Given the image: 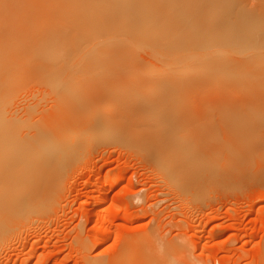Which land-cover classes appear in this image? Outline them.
Returning <instances> with one entry per match:
<instances>
[{"label": "rangeland", "instance_id": "rangeland-1", "mask_svg": "<svg viewBox=\"0 0 264 264\" xmlns=\"http://www.w3.org/2000/svg\"><path fill=\"white\" fill-rule=\"evenodd\" d=\"M81 8L82 6H79L77 12L75 11L76 21L83 25L93 22L92 16H87L90 20L86 17L82 18L84 9L81 14ZM209 14L205 13L202 18L193 21L192 25L190 23L193 16L178 17L177 21L170 22L169 18L156 16L145 19L136 15L130 22L133 23V28L135 26L134 30L130 28L131 30L124 29L120 32H117L118 27L126 23H122L117 18L102 19L99 22L104 25L97 23L100 26L106 25L103 29L102 26L101 29L99 27L94 29L90 25H85L84 29L77 32L75 30L70 36L67 34L69 37H66L67 35L63 37L64 34L58 35L60 45L69 41V38L76 45L70 47L71 50L73 48L72 51L75 49L74 52L69 50L70 48L61 47L70 56L69 61L75 53L78 52L80 56L81 50H88L91 46L98 49L107 43L106 48L109 47L112 51L111 46H113V52L115 48L119 53V50L129 51L126 47L130 48L134 45L131 48H134V52H138L134 53L132 50L130 52L138 56L135 58L136 61L139 60L137 65L140 67L136 68L144 74L149 72L146 70L147 67L146 69L144 67L146 66L144 60L151 49H149L151 47L149 41L153 38H165L173 31L174 33L199 32L200 38L196 41L198 46L196 49L195 45L187 47V54L193 55L194 46V51L199 53L197 55L200 59L197 61L201 66L197 61L195 63L193 61V64L191 61L195 69L191 68L189 61L190 67L187 66V69L182 71L184 74L192 71L183 76L191 80V77L199 72L196 73L199 80L194 82L193 79L180 84L173 81L174 83L169 84V91L165 92L163 91L165 83H159L155 78L150 77L144 80V76H128L132 71L129 68H104L99 64H90L91 66L81 68L80 65L74 67L64 64L67 68H64L62 71L64 73L60 74V76L63 74L60 80L64 79L62 86L66 90L86 89L82 90L83 95L79 90L80 96L77 93H75L76 97L72 96L73 103H68L69 109L72 110V106L75 105L76 108V105L84 103L85 109L80 106L79 109L82 111L77 112L82 115L83 120L89 119L94 114L100 116V112H112V114L114 112L117 120L113 123L105 120L99 123L97 130L94 131L89 127H82L84 129L81 136H79L81 133L79 128L76 130L78 129L80 133L75 128L73 131L75 130L76 133L70 130L71 134L68 136L72 137V133L74 134L71 138L73 142L79 137L80 140L77 139L79 147L75 145L76 142L74 148L71 144L73 151L71 148L64 149L66 147L64 144L65 147L61 146L62 151L65 152L62 158L65 165L59 164L55 167L49 181H45L42 185L44 189L42 201L23 212L22 216L20 215L21 217L19 216V219L11 224L3 239H0V264H119L121 252H124L128 259H134L130 261L137 263L135 258H139V252L149 247L155 258L162 261L172 259L170 262H176L174 264H178L175 255L177 252L188 264H264V30L262 29L264 16L255 17L249 21L250 23L248 22V25H254L257 29L255 33L248 35L244 32L238 33V37L234 36L227 47L224 46L227 44L225 39L227 37L223 35L225 32L219 34V36L223 35L221 38L217 35L216 38L219 37L216 40L217 47L215 38L212 39L213 43L210 38L209 25L218 24L220 19L222 21L223 19L214 14L220 19L215 17L214 20H209ZM222 21L218 25L222 26ZM142 26L144 28H139ZM89 30L96 32L99 30L98 34L107 30L108 33L105 31L104 37L102 33H100L102 37H97L98 34L95 35L94 31ZM71 35L75 37L78 35L77 38L81 39L74 36L73 38ZM119 38L122 40V45L125 39L128 40V43H125L127 46L123 45L124 49L119 46L121 45ZM74 39L77 41L84 39L80 42L82 45L86 43L82 46ZM135 39L140 41L136 42ZM86 40H92L88 41L90 45ZM103 40H109L111 46H107L109 44L106 41L101 44ZM190 40L194 41V39ZM224 40L226 42H223ZM96 42L100 44H95ZM129 42L132 44L130 45ZM213 46L219 51L214 49L215 47L212 48ZM246 46H250L249 50ZM117 47L120 49L118 50ZM120 53L118 56L121 55ZM122 54L128 60L131 53L126 52L128 56ZM118 56L116 55V58H119ZM125 59L122 61H126ZM236 59L238 61L242 59L243 62H238ZM233 62L236 67L230 64ZM196 63L199 66H195ZM237 64H243L245 67L243 71L252 67L253 74L250 75L251 70L240 73L242 70L239 68L241 69L242 66L239 67ZM229 65L233 66V69L239 67L237 72L234 71V75ZM228 66L229 70H227ZM153 69L159 76L169 72L160 64ZM55 70L59 69H42L47 76ZM83 72H87L88 75H84ZM111 72L128 73L122 78L114 74L112 76L114 78L109 76L110 80L97 76L99 73ZM224 73L232 76L226 77ZM27 74L25 80H22V83L25 82L24 87L19 84L22 87L20 90L18 86L20 94L16 92L12 107L15 106V109L21 112L32 103L37 104L36 108L39 111L43 108L48 109L53 104L51 101L53 94L49 93L50 87L45 80V84L43 83L46 76L41 79ZM28 76H31L33 82ZM248 76L251 77V81L245 79L249 78ZM91 86L102 93L105 90H115L117 96L114 94L116 97L110 96L113 99L88 102L90 96L87 94L91 95L93 92ZM19 95L22 99L18 97ZM14 99L17 101L15 104ZM37 99L41 101L37 102ZM103 101L105 102L102 103ZM88 103L93 110L98 107L94 114L89 106L86 108ZM46 104L48 107H45ZM87 112L89 113L86 114ZM71 114L74 116L75 110ZM117 114L122 115L118 117ZM68 136L63 139L65 144L69 141ZM87 138L91 139L90 142ZM184 144L192 149L186 153V160L183 158ZM176 155L179 160L181 159L177 161L180 164L179 169L183 167V160L193 161L202 167L191 170L183 176L177 172L173 174L163 172L161 164L166 161H176ZM197 164L195 166L199 167ZM210 167L222 171L221 176L220 173L213 174L214 169ZM225 172L229 174L223 175ZM233 172L235 175L232 174ZM118 178L122 180L117 183ZM134 247H137L136 252ZM168 248H172L173 253L167 252Z\"/></svg>", "mask_w": 264, "mask_h": 264}, {"label": "bare ground", "instance_id": "bare-ground-1", "mask_svg": "<svg viewBox=\"0 0 264 264\" xmlns=\"http://www.w3.org/2000/svg\"><path fill=\"white\" fill-rule=\"evenodd\" d=\"M86 4H89L90 6L89 5L88 6L92 7V8L89 9V7ZM84 5H85V7H84ZM79 6H82L80 13L82 14V12L84 11L82 15L80 14L81 16H83L82 17L83 19L85 17L88 18V17L92 16V19L96 22L93 21L90 24L88 23V24H84V25L77 22L76 21L77 15L75 14V11H76L77 7L79 8ZM85 9H87V10H85ZM86 11H88V12H86ZM87 13L88 14L90 13L89 14L90 16ZM205 13H210L208 15L209 20H212V19L214 20L215 17H217V16H220V18L223 19V21H222L220 18L217 17L218 20L220 19V21L223 22L221 24L222 26L218 25L220 23V21H219L218 24L212 23L209 25L210 27L209 26H207V27L211 28V33H210L211 34L210 35L211 40L213 38H215L214 41H216L219 37L221 38L223 35H225L227 37V38H225L227 40V42H226V40H224L223 42L227 43V44H224V46L227 47L228 42H230L232 40V38H234V36H235V38L238 37L237 36L238 33L244 32V34H246V35L251 34V33H255L254 31L257 29H255L254 25H248V22L252 19H255V17L256 18L257 17L263 18V16H264V0H0V239H3L5 233L8 232V230L11 228V224L14 223L17 219H19V216L23 212L25 213V211L28 208H30L34 204H39L42 201V197H43V193H44L43 192L44 189L42 188V185L45 183V181H47V182L49 181V179L52 175V171L55 167H58L59 164L65 165V162L62 159L64 151H62L61 146L66 145V147L64 146L65 147L64 149H67V148L69 149L72 146L71 144H73L72 147L74 148V143L76 142L75 145H78V147H79L78 141L80 139H79V137H77L78 135H76V137H77V138H75L76 141L73 142L71 140V138L73 137L74 134L72 133V137L68 136V134H71L70 130L72 132L73 128H75V130H76V128H79V131L82 133L83 132L82 130L85 127H89L92 129V131H94V130H97L99 123H101L105 120L108 123H113V122H115V120H117L116 119L117 116L114 114V112H113V114H112V112L111 113L110 112H100L99 113L100 116H97L98 114L96 115L94 113L96 112L98 107L95 106L96 110L94 108V110H95L94 111L93 108L92 109L90 108L89 103H88L89 105H86V108H87V106H89L88 108H90V111H93L94 115L91 116L89 119L87 118V120H83L82 115L77 113V112L80 113V111H82L79 109L80 106H82L85 109L84 103H81L80 105H76V108H75V105L72 106V108H73L72 110L69 109L70 106L68 107V103H70V104L73 103L72 96H74L75 93L78 94L80 88L66 90L62 86V82L64 81V79L60 80L61 76H63V74L61 76H60V74L62 71H64V68H67L66 65L64 67V64H70L71 66L73 65L74 67H75V65H77V66L80 65L81 68L82 67L86 68L90 64H94V65L99 64L104 68H107V67H113L114 69L115 68H118V69H128L129 68V69H132V71L128 74V76H132V77H133V75L134 76H142V77L144 76L145 77L144 80L145 79L147 80L148 79L147 77H150L153 79L155 78L156 81H158L159 83H162V84L165 83V89H163V91H165V92H166V90L170 89L169 84H172L173 81L176 84L177 83L180 84V82H182V83L186 82L187 83L189 81H192L193 79H194L193 80L194 82L197 79L199 80V78H198L199 76L197 75L199 72H196L197 74L195 73V75H196V76L194 75L195 77L194 76L191 77L192 80L189 78L183 77V76H186L188 72H192V71H187V73L185 72V74L182 73V71L187 69V66H188V68L190 66H192L193 61L195 63V61H197V59L198 60L200 59L199 55H197L199 53H196L194 51V46L192 49L194 52L193 55L191 53H189V55L187 54V52H188L187 47L195 45V49H196V46H198L196 44V41H197V39L200 38L199 32H184V31H182L184 33H180L181 32L180 31L179 33L178 32L174 33V31H173V33H171L170 35H166L165 38H160V39L159 38H153L152 41H149V42H151V47H149V49L150 48L151 49L148 51L147 58L144 60V62H146V66L143 65L145 67V69L147 67L146 70H149V72H144V74L140 73V71L137 70V68L139 66V65H137V62L139 60L136 61L135 57L137 55L135 56L134 53L135 52L137 53L138 51L134 52V48L133 49L131 48L134 45H132L130 47L132 42H129V44L131 43L129 45V47L131 49L128 48L127 45H126L127 46L126 47L125 43L128 41V40L126 41V39L124 40L125 43L124 42H122V43H124L123 45L129 51L119 50L120 48L118 49L119 46L123 47V45L121 44V41H122L121 38H119L120 40L118 39L119 43L121 45L118 44L119 46L117 47V49L120 52L122 51L121 53L119 52L121 54L119 56H118L119 53L116 51L115 48H114V50L116 52L115 51L113 52V46H111L110 42H108L109 40H105L109 44L107 46L112 47L111 48L112 51L110 50L109 47L106 48L107 43L104 45V47L101 46V48L98 47V49L97 48L94 49L91 46L90 48H88V50L87 49H83V50L80 49L82 52L78 50L82 54L79 56V54H77L78 52L75 53V56L71 57V59H70L71 62H70L68 60L70 56L66 53L67 51L65 50L66 52H64L63 49H67V48H70L71 46H76V45H74V41L71 40V38H69L70 40L68 39L69 41L65 42V44L60 45L61 43H60V39H59L58 35L64 34L63 35V37H64L68 34L70 36L71 33H75L78 30L84 29L86 27L85 25H87V26L90 25V27H92L94 29H95V27H97V29H99L102 26L101 28L103 29L106 25L103 26L104 24L99 22L100 20H102V19L103 20H105V19H107V20L112 19L113 20L116 18L120 19L122 21V23H126V24H123L124 26L123 25L119 26L120 28L118 27L119 31H117V32H120V30L123 31L124 29H125V31L131 30L130 28H133L132 27L133 23H130V22L133 21L131 19L136 15L142 16L145 19H148L150 17H156V16H158L159 18H164V19L169 18L170 22H172V20L177 21L176 18H178V17H188V16L191 17V16H193L192 17L193 19H191L192 22L191 23L187 22V23H190L192 25V24H194L193 21L196 22ZM214 14L217 16H215ZM179 19H181V18H179ZM97 22H99L100 24H103V25L100 26V24L98 25ZM166 22H168V21H166ZM212 22H214V21H212ZM104 23H106V22H104ZM197 23H196V25H197ZM190 24H188V25L190 26ZM166 25H167V23H166ZM246 25H248V26H246ZM182 27H183V25H182ZM134 28H135V26H134ZM134 28H133V30H134ZM137 28H138V26H137ZM139 28H144V26L139 27ZM169 28H171V26ZM193 28H195V26ZM262 29L264 30V26H262ZM85 30L87 31V29H85ZM89 31H94V34L96 35V34H98L99 30L97 32L95 30H89ZM89 31H88V33H90ZM105 31L107 32V30H105ZM105 31H104V33L100 32L103 34V37H104V34L106 33ZM224 32H225V34L219 36V34H222ZM226 32H227V34H226ZM83 33L85 34L86 32L84 31ZM100 33L98 34L99 36H97V37H102V36H100L101 35ZM78 34H79V32H78ZM80 34H81V31H80ZM94 34H91V35L94 36ZM68 35L66 37H69ZM111 35H114V34H111ZM208 35L209 34H207V36ZM217 35L219 36L218 38H216ZM73 36L71 35V37H73ZM76 36L78 37V35H76ZM77 37H75V38H77ZM79 38H77V39H79ZM85 38H86V36H85ZM62 39H65V38H62ZM127 39L130 40V38H127ZM190 39H194V41L190 40ZM74 40H76V39H74ZM135 40L134 41L132 40V41L134 43H136L138 39L136 40V42H135ZM78 41L80 42L81 40H78ZM78 41L76 42L77 44H78ZM83 41H84V39H83ZM83 41H81V42H83ZM90 41H92V40H90ZM105 41L104 40L101 41V44H102V42H105ZM139 41L140 40H138V42ZM198 41L200 44L201 43L200 40H198ZM208 41L210 42V40H208ZM81 42H80V44H81ZM191 42L193 44H191ZM85 43L86 42H84V44ZM114 43H115V46H117L116 42H114ZM187 43L191 44V45L188 46ZM212 43H213V40H212ZM95 44H98V43L96 42ZM99 44H100V42H99ZM139 44H142V43H139ZM89 45H90V43H89ZM217 45L218 44L216 41L215 46H217ZM215 46H213L212 48H214ZM61 47L62 48L65 47V48L62 49ZM146 47H148V46H146ZM199 47H201V46H199ZM209 47H211V46H209ZM247 48L249 50L250 46L249 47L246 46V49ZM123 49H124V47H123ZM188 49H190V48H188ZM214 49L218 50V48H216V47ZM219 49H221V48L219 47ZM69 50H71V48ZM72 50H73V48H72ZM130 50H132V52H134V53L130 52ZM217 50H215V51H217ZM221 50H223V49H221ZM74 51H75V49H74ZM74 51H72V52H74ZM145 51H147V50L145 49ZM126 52H128V54L131 53L129 55L130 58H128V60L125 59L124 54H122V53H125V56H128L126 54ZM226 52L228 53L227 50H226ZM218 53H220V52H218ZM76 54H77V56H76ZM202 54H203V52L201 51V55ZM73 55H74V53H73ZM116 55L119 58H116ZM66 56H68V57H66ZM121 56H123L124 58L123 57L120 58ZM131 56H134V57H131ZM218 56L220 58L219 54H218ZM113 57L115 58L116 61L114 60ZM225 58H227V57H225ZM123 59H125L126 61H122ZM111 60H112V62H111ZM239 60H240V58H239ZM114 61L116 63L119 61L120 62L116 64ZM189 61H190V66H189ZM191 61H192V64H191ZM223 61H225V60H223ZM238 62L242 63L243 60L241 59V61H238ZM234 63L235 62H233V64L232 63H230V64L233 65L234 67H236L235 66L236 64H234ZM158 64L165 66V69L169 70V72L166 70L167 72H164L163 73L164 75H161V76L156 75V73L153 71L154 70L153 67L157 66ZM198 64H200V62H198ZM198 64L196 63L195 66H199ZM248 64L249 63H246V65H248ZM223 65H224V63H223ZM239 65H241V64H239ZM101 66H98V67L101 68ZM200 66H201V64H200ZM229 66L227 67L228 68L227 70H229ZM233 66L232 67L230 66V68L233 69ZM238 66H237V68L242 66L241 69L239 68V70H242V71H240V73L241 72L243 73L244 71L247 70L246 69L243 71V69H245V67H243V64L239 67ZM244 66H245V63H244ZM250 67L251 66H249V68ZM44 68L45 69L46 68L47 69L48 68H56L59 70L58 71L55 70L53 73H51V75L47 76V74L45 73V75H44V72L42 71V69L45 70ZM62 68H63V70H61ZM68 68H70V67H68ZM191 68L195 69L194 65ZM237 68L233 69V70L231 69L233 71V75H234V71L238 70ZM247 68H248V66H247ZM162 69H163V67H162ZM188 70H190V69H188ZM250 70H251V73H250V75H251V74H253L252 73V67L250 68ZM250 70H247V71L250 72ZM46 72H47V70H46ZM179 72H181L183 75ZM26 73H28L27 75H31L32 77L33 76L34 77H41V79L43 78V76H46V78L43 79V83L45 80V82L47 83V86L50 87L49 93L53 94L52 95L53 97H51V99H52L51 101H53V104L48 109L43 108V106H44L43 105L42 106L43 109L40 108L41 110L39 111V109L37 110V108H36L37 104L34 105L32 103H31L32 106L30 104L31 107L30 106L28 107V105L27 106L24 105V107L25 106L26 107L21 112H19L17 109H15L16 107L14 105H13L14 107H12L13 98L17 94L16 92H18V90H19L18 89L19 84L24 87L23 84H25V82L22 83V80L25 78ZM42 73H43V75H42ZM62 73H64V72H62ZM127 73L128 72H117V73L111 72V73H99L98 75L97 74H95V75L102 76L101 78H104V80H106V79H109V76H111V78H114V77H112L114 74H118L117 77H119V78H122L124 76L126 77ZM245 73H244V75H245ZM83 74L86 75L87 72L86 73L83 72ZM227 74H229V73H227ZM236 74L237 73H235V75ZM200 75H202V74H200ZM258 75H260V73ZM82 76L83 75L81 73V77ZM231 76L226 75V77H231ZM237 76H240V74L239 75L237 74ZM240 77H242V76H240ZM119 78H117V79H119ZM35 79L38 82V79L37 78H35ZM117 79H115V80H117ZM236 79H237V77H236ZM242 79H244V77ZM245 79H249V81H251V77L245 78ZM31 80H32V78H30V81ZM229 80H228V82L230 83ZM32 82H33V80H32ZM231 82H232V79H231ZM28 84H30V83L28 82ZM102 84H100V85H102ZM90 85H91V83H90ZM19 88L21 90L22 87L19 86ZM90 88L93 89L92 94L88 95L87 94L88 92L86 94H87V96H90V99L88 102L92 101V103L95 101H98L100 99H103V100L113 99V98H110V96L113 97L116 95L115 93H117L115 90H109V91L105 90L102 93V91H98L97 88L94 86L93 87L91 86ZM90 88H89V90H91ZM104 89H106V88H104ZM82 90H80L81 94H82ZM85 90L86 89H84L83 91H85ZM45 92L48 93L46 90H45ZM18 93L20 94V92H18ZM33 94L35 95L36 93H33ZM50 94H49V97H50ZM34 95H33V98H34ZM78 95L80 96V94H78ZM18 97H20V95ZM74 97H76V95ZM238 100H239V98H238ZM15 101H16V99H14V104L17 102V101L15 102ZM40 101H41V99H39V100L37 99V102H40ZM43 102H41V104H44ZM64 102H66V104ZM104 102L105 101H103L102 103H104ZM107 102L110 105V102L109 101H107ZM46 105H45V107H48V105L47 106ZM119 105H120V103H119ZM121 106H123V105L121 104ZM92 107H93V105H92ZM99 108H100V106H99ZM18 109H19V107H18ZM120 109H122V108H120ZM74 110H75V115L73 116V114H71V112ZM86 111H87V109H86ZM89 112H87L86 114H88ZM91 114L92 113L90 112L89 115H91ZM117 115H118V117H120L122 114L120 116H119V114H117ZM84 116H86V115H84ZM87 117H88V115H87ZM108 125H111V124H108ZM82 127H84V128H82ZM122 128H124V126ZM75 130L73 131L74 133H76V131L78 132V129L76 131ZM88 131H91V130L88 129ZM88 131H87V133H88ZM80 132H78V133H80ZM81 133L79 136L83 135V133L82 134ZM85 134H86V131H85ZM65 135H67L69 138V141H66V144L64 143L65 140H63L67 137ZM82 137L84 138V136H82ZM89 137L91 138V135ZM77 139H79V140L77 141ZM87 139L89 140V138H87ZM90 140H89V142H90ZM241 140H242V138H241ZM71 142H73V143H71ZM60 143H61V145H60ZM68 143H69V145H68ZM80 143H81V141H80ZM73 148H71L72 151H73ZM74 150L76 152V148ZM67 151L69 154L70 153L69 150H67ZM72 151H71V153H72ZM189 151H192V149H190L188 146L185 145L184 149H183V155H184L183 158L184 159H185L186 153ZM195 152H196V149H195ZM176 156H177L176 161H166L164 164H161V168L164 169V170L162 169L163 172L165 171V172L170 173V174L177 172V173H179L180 176H183L184 174H187V172H189L191 170L200 169L202 167L201 165H200L201 166L200 167L199 164L194 163L193 161H185L186 160L185 159V160H183V167H181L179 169L180 164L177 163V161H180L181 159L179 160L178 155H176ZM195 164H197L199 167H196ZM212 164L210 165L211 167H212ZM216 165L217 164H215L214 166H216ZM211 167H210V169H214ZM215 169L212 170L213 174H217L220 172L222 173V171H219L217 168H215ZM226 171H228V170H226ZM228 172H230V171H228ZM221 173L219 174L220 176H221ZM234 173L235 172H233L232 174H234ZM225 174L228 175L229 173H227V172L223 173V175H225ZM171 176H173V175H171ZM121 180H122L121 178H118L116 180V182L118 183ZM134 242L137 243V241H134ZM132 248H133V246H132ZM136 248L137 247H134L135 250L133 249L135 252L137 250ZM140 248H141V244H139V249ZM171 249L172 248H168L167 252L173 253L171 251ZM126 253H127V249H126ZM178 253L179 252H177L175 254L178 258L177 263L178 264H188V262L186 260H182L180 258V256H179L180 254L178 255ZM181 253H182V251H181ZM121 254L122 255L120 257L119 264H170V263L172 264L173 263V262H170L172 259H170V260L166 259V260L162 261V260H159L157 257L155 258L153 255L154 253L151 251L150 247L145 248V250H143L142 252H139V258H137L138 260L135 258L136 262L138 261L137 263H133L132 261H130V260L134 261V259H132V258L128 259V257L124 254V252L123 253L121 252ZM133 255H134V253H133ZM133 255H132V257H133ZM174 263H176V262H174ZM100 264H102V263H100Z\"/></svg>", "mask_w": 264, "mask_h": 264}]
</instances>
